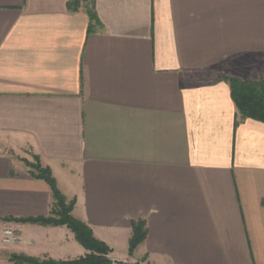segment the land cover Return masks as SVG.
<instances>
[{"label": "crops", "instance_id": "0c3cea01", "mask_svg": "<svg viewBox=\"0 0 264 264\" xmlns=\"http://www.w3.org/2000/svg\"><path fill=\"white\" fill-rule=\"evenodd\" d=\"M68 2L0 0V264L87 254L21 222L51 208L35 158L115 262L264 264V123L222 79L264 80V0Z\"/></svg>", "mask_w": 264, "mask_h": 264}, {"label": "trees", "instance_id": "16d2710c", "mask_svg": "<svg viewBox=\"0 0 264 264\" xmlns=\"http://www.w3.org/2000/svg\"><path fill=\"white\" fill-rule=\"evenodd\" d=\"M83 7L86 8L90 17L92 28V23L97 22L94 0H69L68 2V8L72 12H78ZM222 79L230 85L232 98L237 107L240 120L252 119L264 123V80L244 81L231 77ZM238 123L237 119L236 125ZM27 166L31 169V176L44 180L49 185L52 193V203L48 216L28 218L21 220V222L41 226H66L74 234L76 241L87 251V254L67 261L13 255L10 262L12 264H125L113 261L110 258L111 249L95 238L92 229L87 224L73 216L76 201L74 199L69 200L62 194L51 170L44 168L39 158H35L34 164L27 163ZM131 227L132 236L129 241V254L133 255L135 250L146 241L148 227L145 220L133 221ZM145 261L146 259L143 260V263Z\"/></svg>", "mask_w": 264, "mask_h": 264}, {"label": "built area", "instance_id": "2783aa9c", "mask_svg": "<svg viewBox=\"0 0 264 264\" xmlns=\"http://www.w3.org/2000/svg\"><path fill=\"white\" fill-rule=\"evenodd\" d=\"M22 242L21 233L17 229L7 228L3 231L1 243L4 246L18 245Z\"/></svg>", "mask_w": 264, "mask_h": 264}, {"label": "rangeland", "instance_id": "374dc122", "mask_svg": "<svg viewBox=\"0 0 264 264\" xmlns=\"http://www.w3.org/2000/svg\"><path fill=\"white\" fill-rule=\"evenodd\" d=\"M35 163V162H34ZM125 264H128V263H125Z\"/></svg>", "mask_w": 264, "mask_h": 264}]
</instances>
